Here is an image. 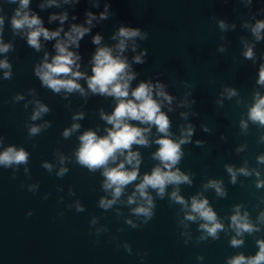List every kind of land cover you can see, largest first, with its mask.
Wrapping results in <instances>:
<instances>
[{"label":"water","instance_id":"water-1","mask_svg":"<svg viewBox=\"0 0 264 264\" xmlns=\"http://www.w3.org/2000/svg\"><path fill=\"white\" fill-rule=\"evenodd\" d=\"M58 2L59 7L44 9L39 5L46 0L30 3V9L49 30L61 27L59 20L49 22L54 13L68 14L62 26L65 32L72 24L88 26L86 12L97 16L91 31L79 42V48L71 49L81 56L80 70L88 75H91L92 55L98 47L92 43L93 36L101 35V46H113L116 41L111 37L122 24L148 33L146 41H136L139 47L135 53L130 48L124 53L137 73L132 87L149 80L165 84L166 91L174 97L170 106L173 111H168L167 103L162 109L171 120L173 138L179 137L181 126L188 123L194 126L192 142L182 146L185 155L178 165L182 171L192 174L193 183L181 185L180 194L189 199L202 193L224 224V231L217 240L209 237L199 241L202 233L198 227L203 221H185L187 227L179 224L184 213L178 204L169 206L167 196L156 199L151 221L140 228L130 227L125 219L134 223L142 219L131 215L130 207L135 205H126L134 185L127 187L120 203L112 209L105 211L98 207L101 196L111 198L101 188V171L89 173L80 167L75 162L74 151L79 146L78 136L84 131L92 129L98 135L106 134L104 130L110 125L100 119V110L110 114L115 101L91 93L87 97L68 94L65 99L63 92L57 95L42 87L34 68L42 62L45 52L49 53V60L56 54L55 40L41 39L43 47L39 52L29 47L26 37L14 36L11 31L10 17L17 5L0 0L6 14L3 42L14 45L13 51L0 54V60L7 58L13 66L12 79H0V136L3 137L0 151L15 145L30 153L27 175L23 166L15 178L12 169L0 167V264H227L229 258L240 253L255 255L258 251L255 241L264 239V224L259 225V232L244 235L242 247L233 248L230 240L235 232L230 227V217L234 206L239 204L241 213L247 211L250 220L257 223L259 213L264 211V188H256L255 173L238 174L233 185L225 165L255 169L260 172L259 179L264 180V164L257 162V157L264 155L261 139L264 128L250 121L246 131L239 126L241 119L247 120L248 106L254 102L253 92L264 95V88L256 84L259 65L264 63V40L255 41L250 29L244 27L245 23L252 25L256 20H264V0H252L251 4L247 0H99V7L94 6L96 0ZM105 3L110 4L109 18L99 20ZM219 20L225 21L226 31L218 27ZM246 44L255 45V61L242 55ZM220 47L225 51H218ZM143 49L148 51L146 63H133L132 57ZM3 72L0 69V78ZM79 83L87 91L86 82ZM226 87L235 88L239 95L227 99ZM18 93L24 98L14 101ZM185 99L196 102L181 107ZM35 100L46 104L50 112L32 121ZM218 100H222V106ZM77 112H83L84 119L73 121L72 116ZM182 112L188 113L187 120L181 117ZM46 122H51V127L29 138V125L43 126ZM73 123L81 125L79 131L64 139L63 130ZM202 126L209 131H204ZM156 136L153 128L149 138L155 140ZM198 140L205 142L203 146L196 145ZM157 147L154 143L148 148L134 146L133 150H138L143 157L141 176L158 163L151 159ZM237 149L242 150L237 152ZM60 155L67 158L64 165L59 163ZM45 161L53 165L51 174L41 166ZM62 166L69 172L59 178L56 172ZM209 179L223 182L226 197H217L214 189L204 190L203 185ZM31 184L39 185L35 193L28 190ZM70 190L75 194L69 195ZM167 191L170 193L172 188ZM152 195L155 197L154 192ZM77 202L85 211L76 212ZM117 210L122 215H117ZM28 212L32 215H27ZM93 218L97 223L90 226ZM104 228L108 231H103ZM97 229L101 230L99 236ZM125 243L131 246V254L123 248ZM198 256L203 260H198Z\"/></svg>","mask_w":264,"mask_h":264},{"label":"clouds","instance_id":"clouds-1","mask_svg":"<svg viewBox=\"0 0 264 264\" xmlns=\"http://www.w3.org/2000/svg\"><path fill=\"white\" fill-rule=\"evenodd\" d=\"M252 0H247L251 4ZM5 3L16 4L13 9V15L10 17V27L14 36L20 35L26 37V42L29 47L39 52L44 41L55 40L53 45L55 55L49 60V53L45 52L41 63L34 68V75L41 82V86L52 91L54 94L79 93L82 97H87L89 93L94 96H102L112 98L115 101V107L111 113H105L100 110V119L105 121L110 127L105 128V135H98L97 131L88 129L78 136L79 146L74 151L75 162L82 168H86L89 173L101 171L103 180L101 188L105 193H109L111 198L101 196L98 202V207L107 211L112 209L114 205L120 203V198L125 193L128 186L134 185V190L127 197L126 205L130 207V213L140 219L139 223H134L131 219H125V223L132 228H140L146 225L155 215L156 199L163 200L167 196L170 205L178 204L181 206V211L184 213L179 224L203 221L199 224L198 231L202 235L198 238L199 241H206L209 237L212 240L219 239V233L224 231V224L218 219L217 213L210 206L209 200L197 193L189 199H185L180 194L181 185L191 186L193 176L191 173L182 171L178 165L184 158V145L192 142L195 128L191 123L185 124L180 128L178 138H173L171 132V120L167 113L163 111L165 103L169 105L168 111L173 109L170 107L174 97L166 91L165 84L160 81L153 83L152 81H141L134 88L132 81L136 79L137 73L132 70V64L124 53L130 48L132 52H136L139 45L137 40L146 41L148 33L142 31L139 27L124 26L123 24L111 37L116 41L113 46H101L102 37L97 34L93 36L92 43L97 45L94 54L92 55L91 75L81 71V56L71 50L79 48V42L86 34L91 31L93 21L97 20V16L91 11L86 12L85 25L72 24L68 31H64L62 27L68 19V14H52L49 17V22L59 20L61 27L56 30H49L43 25V21L39 15L30 9L31 0H5ZM63 3H79V0H63ZM59 7L58 0H46V3H41L39 7ZM95 7H99V0H96ZM110 4L105 3L104 11L99 13V20L109 18ZM76 17L73 16V19ZM6 14L3 6L0 5V54H7L14 50L12 43L3 42V32L5 28ZM218 27L222 31H226L228 26L225 21L219 20ZM234 27V25L232 26ZM244 27L249 28L255 41L264 40V20H256L252 25L244 24ZM63 33V36H61ZM255 45H245V50L242 55L245 59L255 61ZM220 52H224L225 48L220 47ZM148 55L147 49H143L138 54L132 57V62L135 64L146 63ZM0 69H3V77L0 79L11 80L13 76V66L7 58L0 60ZM84 80L87 84V91L79 83ZM256 84L264 88V63L259 65L258 79ZM31 91V90H30ZM224 94L227 99L231 100L238 96L239 93L235 88H225ZM190 95V93H189ZM24 97L21 94L14 96V101L22 100ZM253 103L248 106L247 120H240V128L246 131L248 122L264 128V95L259 91L253 92ZM196 101L191 102L186 99L181 101V107H189ZM35 107L30 119L36 121L42 118L43 115L50 112V108L39 100L33 101ZM222 106V100L217 101ZM27 107V105H25ZM181 117L185 120L188 118V113L182 112ZM73 121L84 119L83 112H77L72 116ZM51 127V122H46L45 125H29V138L40 135L44 128ZM81 125L73 123L71 127L65 128L62 132V137L68 139L74 132L79 131ZM156 130V139L150 140L152 129ZM204 131H209L206 126H202ZM264 140V137L261 138ZM154 143L158 145L156 150L151 153V159L158 161L150 172L140 174V166L143 162V157L138 150H133L134 146L148 148ZM205 142L196 141L197 146H203ZM3 145V137L0 136V146ZM242 149H237V152ZM123 157L121 160L120 158ZM30 153L22 146L9 145L0 151V167L4 169H12V176L15 175L19 168L23 166L24 172L29 173ZM67 158L63 155L59 156V163L64 165ZM257 162L264 164V155L257 157ZM49 174L53 171V165L48 162H43L41 165ZM226 171L231 177V183L236 184L237 175L250 176L253 173L257 176L256 188H264V180L259 179L260 172L255 169L249 170L247 167L236 169L232 165H225ZM69 169L60 167L56 172V176L63 178ZM138 181V182H137ZM39 187L38 184L28 186L30 192L35 193ZM172 191L168 193V188ZM205 191L214 189L217 197H226L227 192L223 187L221 180L209 179L203 185ZM62 190V189H59ZM155 193V197L152 193ZM75 193L71 190L69 195ZM47 199V196L44 197ZM242 205H235L233 214L230 217V227L235 232V236L230 240V245L233 248H240L244 245L243 239L245 234L253 235L261 229L260 224H264V211L260 212L257 217V223L250 220L249 213L244 211L241 213ZM71 208V205L69 206ZM76 212L85 211L84 207L77 202L75 205ZM31 216L32 213L28 212ZM63 215V213H61ZM117 215L122 213L117 210ZM97 219L93 218L90 221V226H94ZM100 229H97L96 235L99 236ZM103 231H108L104 228ZM119 231H122L120 229ZM181 235H184L182 232ZM237 237H240L239 239ZM185 244L188 240L184 241ZM258 251L255 255L245 256L243 253L232 256L227 260V264H264V239L255 241ZM125 251L131 254V246L127 243L123 245ZM146 255V253H145ZM198 260H203L202 256L197 257Z\"/></svg>","mask_w":264,"mask_h":264}]
</instances>
